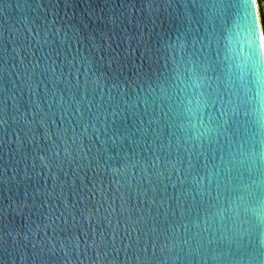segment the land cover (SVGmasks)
I'll return each mask as SVG.
<instances>
[{"label": "water", "instance_id": "1", "mask_svg": "<svg viewBox=\"0 0 264 264\" xmlns=\"http://www.w3.org/2000/svg\"><path fill=\"white\" fill-rule=\"evenodd\" d=\"M253 0H0V264H264Z\"/></svg>", "mask_w": 264, "mask_h": 264}, {"label": "clouds", "instance_id": "2", "mask_svg": "<svg viewBox=\"0 0 264 264\" xmlns=\"http://www.w3.org/2000/svg\"><path fill=\"white\" fill-rule=\"evenodd\" d=\"M254 11L260 13V0H253ZM262 28H264V14H259L254 24L251 43L254 44L260 54V60L264 63V39H262Z\"/></svg>", "mask_w": 264, "mask_h": 264}, {"label": "built area", "instance_id": "3", "mask_svg": "<svg viewBox=\"0 0 264 264\" xmlns=\"http://www.w3.org/2000/svg\"><path fill=\"white\" fill-rule=\"evenodd\" d=\"M259 14H264V0H260V13Z\"/></svg>", "mask_w": 264, "mask_h": 264}, {"label": "snow or ice", "instance_id": "4", "mask_svg": "<svg viewBox=\"0 0 264 264\" xmlns=\"http://www.w3.org/2000/svg\"><path fill=\"white\" fill-rule=\"evenodd\" d=\"M262 39H264V28H262Z\"/></svg>", "mask_w": 264, "mask_h": 264}]
</instances>
